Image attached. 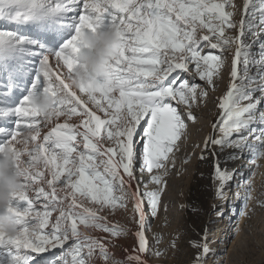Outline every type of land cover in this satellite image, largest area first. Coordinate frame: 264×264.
<instances>
[{
    "label": "rangeland",
    "instance_id": "1",
    "mask_svg": "<svg viewBox=\"0 0 264 264\" xmlns=\"http://www.w3.org/2000/svg\"><path fill=\"white\" fill-rule=\"evenodd\" d=\"M121 1L94 0L89 7L93 12L68 34L79 33L76 39L89 51L76 66V95L43 74L40 82L45 88L37 84L34 99L52 103L42 109L47 113L60 106L62 111L83 108V75L86 70L98 73L93 79L99 84L97 93H102L92 110L104 121L103 145L121 166H129L134 158L143 165L142 174L151 176L137 184L140 210L126 188L122 168L106 161L102 152L94 166L99 190L91 177L76 187L90 194L80 201L97 213L94 239L83 246L74 237L76 226L67 224L71 207H54L50 198V210L36 208L27 188L17 189L19 197L13 200H9L12 193L0 197V264H128L135 250V232L141 228L148 264H263L264 125L246 128L240 121L264 113V34L257 35L264 29L260 24L264 18L255 20L261 17L258 10L264 0H249L247 5L244 0H193L184 6L177 1L173 8L152 9L160 18L166 10L179 15L178 20H159L158 25L146 20L154 16H146L151 10L146 0H129L126 9L117 13L113 8L118 2L120 8ZM39 10L0 3V33L24 37L27 29L35 27L25 15ZM98 12H110V18L97 38ZM114 43L117 49L112 52ZM208 43L218 44L222 52L205 51ZM22 56V62L35 57ZM184 68L192 69L197 78L188 87L183 83L174 87ZM100 77L124 85L121 94L107 93L112 83L98 82ZM240 157L251 164L245 179L218 188L225 168ZM236 189L240 193L237 216L227 222L233 220L236 226L229 228L222 242L211 235L222 222L216 213L223 206V196ZM212 206L218 207L211 211ZM104 234L113 239L110 246L104 244L105 249L95 239Z\"/></svg>",
    "mask_w": 264,
    "mask_h": 264
},
{
    "label": "bare ground",
    "instance_id": "2",
    "mask_svg": "<svg viewBox=\"0 0 264 264\" xmlns=\"http://www.w3.org/2000/svg\"><path fill=\"white\" fill-rule=\"evenodd\" d=\"M111 1L113 2V0ZM117 1L118 0H116V2ZM177 1L182 5L183 3L185 4L186 1H188L189 4L193 0H146V6L148 9L151 8L148 12V9L145 10V12H147L146 16L149 17L151 14H154L161 6L173 8ZM248 1L249 0H244V3L247 5ZM93 2L94 0H0L1 4H26V6H36L40 8L39 11H41H36L33 15H25L26 18L31 20L30 24H33L35 27L34 29H27L25 33L23 32L24 37L21 35L19 37V32L17 33L18 35L9 34V32L0 33V47L2 46V48H0V197L7 198L9 194L12 193L9 200H13L19 197L17 189H25L26 187L33 207L47 211L51 205L50 198L55 202L54 207H60V205L71 207L73 210L69 215L70 217H68L67 224L72 228L76 226L75 230H77L78 233L74 230V237L80 244H83V246L88 243L87 241L89 238L94 239V230L97 228L96 223L99 222V219L94 210L84 207L82 201H80V199L86 201L85 199H87L90 194L87 195L85 191L78 192L76 191V187L79 181L84 182L87 177H91L94 180L95 189L100 186L97 182L99 177L95 175L97 168H94L97 163L96 161L99 160V155L103 152L106 161H114L122 168L123 175L127 177L125 182L126 188L132 193V199L135 201L136 207H138L139 210L140 207L138 203L140 192L137 188L138 181H148L151 177L147 173L142 174L143 170L141 167L143 165H139V161H135L134 158H132V162L129 166H121L120 162L113 158V153L108 151L103 145L101 130L103 128L102 126H104V121L92 110V108L96 106L95 104H97L96 101H100L99 95L102 93L100 92L101 90L98 91L99 94L97 93V86H99V84L96 83V79H93L99 76L97 75L98 73L96 74L86 70L83 75V108L76 106V109H73L72 106L62 111L60 110V106L59 108L55 107L54 111H49V113H47L42 111V109L44 107L48 109L51 108L52 103L44 98L38 100L34 99L37 87L39 86L40 89L45 88L41 86L40 82L43 74L53 76L55 80L54 84L58 85L61 83L69 89L71 95H76L75 80L78 76L76 66L80 64L85 55H89V51L78 39H76V36H80L79 33L76 34L77 32L74 31L70 36L68 34L71 30H74L73 28L79 24V21L81 22L82 19L89 16L90 12H93V10L91 9L90 11L89 8ZM118 3L116 6H118ZM128 3L129 0H122L120 8H116L115 6L113 9L115 12L119 13V10L122 11L126 9ZM263 8H259L258 13L261 17H257L255 20H263ZM152 9L154 12H152ZM110 11L113 12V10ZM1 12L4 14V11ZM254 12H256V10ZM108 13H105V15L102 12H98L100 18L97 20L98 25L95 29L97 38L104 34L106 30L105 25L109 24L107 21V19L110 18H107ZM171 13L166 10L163 18L158 17L156 14H154L153 17L150 16L152 19L145 18L150 22L152 21L153 24H157L159 20H168L169 18H172V20L179 19L177 18L179 15H175V13H173V15ZM255 20L252 21L255 22ZM260 24L264 28V20ZM21 27L24 28L25 26L23 25ZM263 30L264 29L258 31L257 35L259 37L264 34ZM83 36L82 41H84ZM135 36L138 37V34L135 33ZM154 36H156V34H154ZM156 38H158V36H156ZM143 39L145 38L140 40ZM140 40L137 42L140 43ZM96 43L97 40L93 42L94 45ZM88 44L91 45L90 43ZM47 46H51L50 49ZM116 46V43L110 45V50L114 52ZM221 48L218 44L208 43L204 50L222 52ZM22 55H35V57L29 61L26 60L22 62ZM38 60L41 61L35 66ZM178 73L179 74L174 80V87L181 83H183L182 85L185 87H188L189 84L197 78L193 70L189 68H184V71H179ZM119 79H121V76ZM126 79H128V77ZM126 79L121 81L124 82ZM105 80H108L107 83H112V85L110 84L109 90L111 92L107 90V93H111L110 95L115 94L116 91L118 92V94H116L119 95L124 89V85L116 86L115 83L104 77H100L98 82L103 81L105 84ZM103 82H101L102 85ZM187 83L189 84L187 85ZM37 84L38 86H36ZM108 86L106 84V87ZM13 101H16V104L13 103ZM257 119L258 121L256 123L255 121ZM257 119L248 118L240 121V123H246V128H252L255 124L257 126L264 125L263 112H260ZM91 123L94 129H92ZM75 160L79 163H76ZM229 165L230 167L225 168L223 176L220 177L217 182L218 188L231 182H235L236 185L240 184L242 179H245L247 175L246 171L249 173L251 169V164H248V159H243L242 157H240L236 163L234 162ZM40 180H42V182L38 184ZM45 181H48V185L45 184ZM145 186L147 187V184H145ZM238 190L236 189L235 193L232 195L226 193V195L223 196V206H221L220 210L216 213V216L220 217L222 222L211 235L212 237L218 235L222 242L223 239L227 237L225 233H227L229 228L231 226L232 228L236 226L235 223L233 224V220L230 221L231 223L227 222H229L228 219H235L237 216L235 207L238 206L237 202L240 200V193ZM91 195L94 196V193H91ZM28 201L29 199H26L25 204L27 203L28 205ZM217 207L212 206L211 211L216 210ZM140 214L142 213L140 212ZM262 219L264 221V218ZM104 236H97L95 239H97L105 249L104 244L110 246L113 239ZM134 244L135 247L133 249L135 250L131 252L133 254V259L132 262L128 264H148L145 253L146 238L143 236L142 228L139 232H135ZM222 245V243H219L218 247L221 248ZM127 249L126 246L122 245L121 250L123 252H127ZM104 254H106V252H104ZM104 254H98L102 260L104 259V256L102 257Z\"/></svg>",
    "mask_w": 264,
    "mask_h": 264
},
{
    "label": "built area",
    "instance_id": "3",
    "mask_svg": "<svg viewBox=\"0 0 264 264\" xmlns=\"http://www.w3.org/2000/svg\"><path fill=\"white\" fill-rule=\"evenodd\" d=\"M264 264V263H263Z\"/></svg>",
    "mask_w": 264,
    "mask_h": 264
}]
</instances>
